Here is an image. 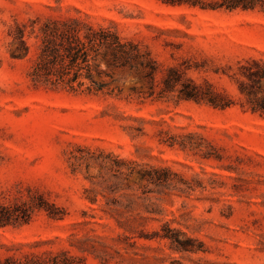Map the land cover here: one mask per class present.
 I'll use <instances>...</instances> for the list:
<instances>
[{"label": "rangeland", "instance_id": "obj_1", "mask_svg": "<svg viewBox=\"0 0 264 264\" xmlns=\"http://www.w3.org/2000/svg\"><path fill=\"white\" fill-rule=\"evenodd\" d=\"M216 1L0 0V204L43 197L63 216L33 208L0 226V263H264V116L241 106L235 80L240 63L264 60V11ZM77 15L148 51L154 92L116 66L108 92L33 84L29 60L10 55L15 25ZM170 67L232 104L160 95ZM165 226L190 249L161 237Z\"/></svg>", "mask_w": 264, "mask_h": 264}, {"label": "trees", "instance_id": "obj_2", "mask_svg": "<svg viewBox=\"0 0 264 264\" xmlns=\"http://www.w3.org/2000/svg\"><path fill=\"white\" fill-rule=\"evenodd\" d=\"M181 4L187 0H162ZM217 8L244 10L259 8L264 11V0H217ZM73 10L80 14L79 9ZM16 24L10 40V55L13 58H27L30 62L28 77L35 84L50 89H63L72 92H108L110 77L107 68L127 67L140 72L147 79L151 93L154 92L158 66L146 50L130 39H123L112 26L93 24L86 18L77 16L46 17L38 23ZM105 65V67L102 66ZM239 75L235 76L236 89L241 106L252 113L264 116V60L248 58L238 65ZM158 93L165 95L177 92V97L196 102H205L213 107L225 108L232 104L227 96L215 91L210 84L201 85L190 78H183L181 72L170 67L161 78ZM155 172V170H153ZM151 171L140 174L142 180L154 182ZM33 208L44 209L52 218L60 219L56 206L43 197L30 205H1L0 226L15 222H26ZM176 229L165 226L161 237L169 239L178 250H188L187 237ZM11 257L5 263L15 264ZM35 260L17 264H40ZM53 260L52 264H65ZM45 264V263H41ZM264 264V263H263Z\"/></svg>", "mask_w": 264, "mask_h": 264}]
</instances>
